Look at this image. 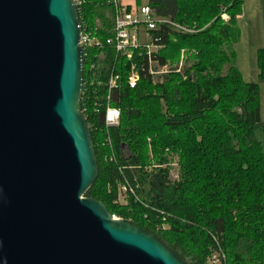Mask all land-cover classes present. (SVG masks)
I'll use <instances>...</instances> for the list:
<instances>
[{
  "label": "trees",
  "instance_id": "trees-1",
  "mask_svg": "<svg viewBox=\"0 0 264 264\" xmlns=\"http://www.w3.org/2000/svg\"><path fill=\"white\" fill-rule=\"evenodd\" d=\"M108 1L83 0L78 7L81 26L102 42L109 38ZM243 2L148 0L157 17L191 31L169 25L150 31L149 44L161 47L153 56L160 65L176 64L186 53L191 67L186 64L184 75L171 73L155 84L146 46L132 60L97 47L86 50L83 58L81 106L99 168L85 197L157 236L185 264H211L215 255L221 264H264L260 87L245 82L231 66L241 38L237 21ZM227 65L231 68L225 72ZM133 68L140 74L135 88L129 85ZM258 70L264 81V51L258 54ZM112 74L119 78L111 105L120 109L121 121L108 131L104 115ZM173 152L180 157L178 182L161 169ZM125 179L132 184L137 179L140 189L138 199L128 197L123 205L119 183Z\"/></svg>",
  "mask_w": 264,
  "mask_h": 264
},
{
  "label": "water",
  "instance_id": "water-1",
  "mask_svg": "<svg viewBox=\"0 0 264 264\" xmlns=\"http://www.w3.org/2000/svg\"><path fill=\"white\" fill-rule=\"evenodd\" d=\"M75 0H0V264H185L98 179Z\"/></svg>",
  "mask_w": 264,
  "mask_h": 264
},
{
  "label": "built area",
  "instance_id": "built-area-1",
  "mask_svg": "<svg viewBox=\"0 0 264 264\" xmlns=\"http://www.w3.org/2000/svg\"><path fill=\"white\" fill-rule=\"evenodd\" d=\"M135 1V0H134ZM134 1L127 0H109V11L106 13V18L109 21L110 31L109 38L104 42L94 33L88 32L87 27H82V34L80 39V45L83 49V58L86 50L97 47L101 49L111 50L119 57L127 60H132L134 52L142 46L148 48V72L154 79L157 76L163 77L171 73H178L184 75V63H178L176 66L167 63L160 65L159 61L153 56L158 53L161 47L154 44L150 45L152 41L150 37V31H156L161 25H169L180 31L191 33V31L182 28L168 19L157 17L155 12L148 5H138ZM77 8L82 5L83 0H75ZM225 17V16H224ZM93 68V67H92ZM117 76L112 74L109 77L108 87L110 96L108 97V105L105 110L104 122L105 128L109 131L120 126L121 111L120 109L111 105L112 96L111 91L117 88ZM140 80L139 72L133 68L129 85L131 88H135ZM109 145L111 144L110 138L108 139ZM128 156L124 151V156ZM140 189V183L137 179L134 180V184L125 179L123 183H119V199L120 204L122 199L128 197H134L138 199L137 192ZM225 259L224 256H222ZM216 261L221 264L219 258L213 259V264Z\"/></svg>",
  "mask_w": 264,
  "mask_h": 264
},
{
  "label": "rangeland",
  "instance_id": "rangeland-1",
  "mask_svg": "<svg viewBox=\"0 0 264 264\" xmlns=\"http://www.w3.org/2000/svg\"><path fill=\"white\" fill-rule=\"evenodd\" d=\"M134 1V0H127ZM136 2V0L134 1ZM245 2V1H244ZM243 2V5H244ZM148 0H140V5H147ZM247 10L246 18L243 21H237V28L240 30L241 35L244 34L245 42L243 44L234 47L236 57L235 61L231 66H235L238 70H241L244 81H253L258 85H262L264 81L260 80L259 70H258V54L259 51H264L256 49L258 44L264 45V0H246ZM243 15V12H242ZM224 20L227 21L228 17L225 16ZM242 30H244L242 32ZM184 63V67L187 64V57L185 52H181L179 60L176 61V64L170 62V65L176 66L178 63ZM189 62V61H188ZM191 67V63L187 64ZM230 65L225 67V72L231 68ZM153 82L161 83V77L157 76L153 79ZM262 107H261V120L264 122V86L262 87ZM261 95V94H260ZM150 142V141H149ZM126 152V151H125ZM127 155H129L127 151ZM149 156L152 159L153 155L151 149ZM167 163L161 166V169L169 170L170 180L173 182H178L181 180V167H180V157L177 153H168ZM158 167V166H154ZM121 203L123 205L127 204V199H122ZM116 219H120L115 217ZM217 256L215 255L214 258ZM210 263L213 264V260H210ZM216 264H219L216 261Z\"/></svg>",
  "mask_w": 264,
  "mask_h": 264
},
{
  "label": "crops",
  "instance_id": "crops-1",
  "mask_svg": "<svg viewBox=\"0 0 264 264\" xmlns=\"http://www.w3.org/2000/svg\"><path fill=\"white\" fill-rule=\"evenodd\" d=\"M245 2H244V5H243V15H241L239 18H238V21H243L245 18H246V10H247V4H246V0H244ZM244 30H242V32H243ZM243 42H245V38H244V34L243 35H241V38H240V41H239V43L236 45V47L238 46V45H240V44H243ZM255 49V51H256V49H260V50H264V45L263 44H258V47H255L254 48ZM240 72H241V70H239ZM241 74H242V72H241ZM245 82H247V83H255V82H253V81H245ZM264 86V83L261 85H259V87H260V94H261V107H262V96H263V94H262V87ZM262 110V109H261Z\"/></svg>",
  "mask_w": 264,
  "mask_h": 264
}]
</instances>
